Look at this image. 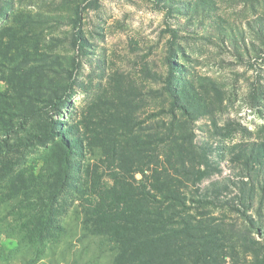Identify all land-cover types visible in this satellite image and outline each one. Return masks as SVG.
Listing matches in <instances>:
<instances>
[{"label": "rangeland", "instance_id": "obj_1", "mask_svg": "<svg viewBox=\"0 0 264 264\" xmlns=\"http://www.w3.org/2000/svg\"><path fill=\"white\" fill-rule=\"evenodd\" d=\"M140 193L161 264H264V0H0V264H124Z\"/></svg>", "mask_w": 264, "mask_h": 264}, {"label": "trees", "instance_id": "obj_2", "mask_svg": "<svg viewBox=\"0 0 264 264\" xmlns=\"http://www.w3.org/2000/svg\"><path fill=\"white\" fill-rule=\"evenodd\" d=\"M46 141L44 140V143ZM67 164V163H66ZM65 173H67L68 177L67 179L70 178V172H71V168H65ZM59 174V173H58ZM64 182L66 183V185H68V183L64 180ZM157 190H159V187H155ZM170 192L175 193V190L172 191V189H169ZM56 193V192H55ZM50 192V194H55ZM140 197L137 200H140V202L142 203H146V205L142 208V205L139 206V210L138 211H132V210H128L127 208L130 207L129 203H130V199H127L124 202V206L126 207H119L114 209L113 211L107 212V213H101L99 215L96 216V218L100 219V222L98 224V226L95 224L93 225V227L95 228L94 230V235H96V237H98L99 239V249L102 250L103 246L106 245L107 243H115L116 247L115 248H111L113 249L117 256H124L126 257L125 259L127 260V262H125L124 264H161L163 259H169L175 255L170 254V253H166L165 255H163L162 257L160 256H156L153 253L150 252V254H144L142 249H146V247L144 246V244L146 242H148V240L150 239V241H154L155 239V235H152L150 237H145L140 235V244H138L140 247H138L134 240L131 239H123V237L121 235H119V231L121 229V227H125L127 226H134V225H142V228H139L140 230H142L144 227L147 226H155L158 223H161L163 219H160L161 221H156L155 219H153V217L156 216H163L164 213L162 212H157L155 209L156 204L154 205V208H151V204H153L156 200V198L151 195V193H148V195H146V193H140L139 195ZM51 199V198H50ZM48 199V200H50ZM38 204L40 206V217L38 212L35 213L34 215H31V221L30 224L33 226L34 223L38 224V226L40 225V228L38 226H33L30 230V234L31 235H35L38 238H40L42 240V242L45 240V236L48 234V232H50L49 230V225L52 224L53 219H51V215H47V217L43 216V208H44V203L41 202V200H37ZM134 201H131V203ZM157 202V201H156ZM161 205L158 206V208L160 209H165V201L161 200L160 201ZM104 205V204H103ZM108 207H112V205H109ZM166 210H170V208H167ZM114 211H122L124 214L126 213H132L134 214V216H132L133 218H136V220H131L128 217H124L123 219H113V217H115L117 215V212ZM48 213L51 214V212L48 211ZM41 220H43L44 222H46V226L44 225V223L41 222ZM138 220V222H137ZM106 226H114V228L116 229V232H114L113 230H111V227H107ZM121 236V237H120ZM141 250H140V249ZM197 258V257H196ZM202 261H198L197 263H201ZM115 264H121L119 262V260L117 259ZM201 264H204L203 262Z\"/></svg>", "mask_w": 264, "mask_h": 264}]
</instances>
